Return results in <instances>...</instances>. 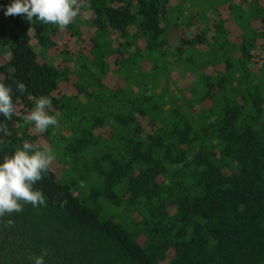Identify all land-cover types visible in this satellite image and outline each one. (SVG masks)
Returning <instances> with one entry per match:
<instances>
[{
    "label": "trees",
    "instance_id": "obj_1",
    "mask_svg": "<svg viewBox=\"0 0 264 264\" xmlns=\"http://www.w3.org/2000/svg\"><path fill=\"white\" fill-rule=\"evenodd\" d=\"M10 3L0 162L43 138L64 167L4 218L0 264H264V0H90L64 30ZM41 96L58 125L36 133Z\"/></svg>",
    "mask_w": 264,
    "mask_h": 264
},
{
    "label": "clouds",
    "instance_id": "obj_2",
    "mask_svg": "<svg viewBox=\"0 0 264 264\" xmlns=\"http://www.w3.org/2000/svg\"><path fill=\"white\" fill-rule=\"evenodd\" d=\"M91 9L90 0H12L5 15L25 16L27 21H39L41 24H52L60 30L66 29L83 12ZM31 29H29V32ZM17 90L26 91L24 83H17ZM53 102L48 96H41L35 100V106L24 117L27 123L34 125L36 133H44L50 127L58 125V117L52 112ZM17 111L13 101L12 88L0 82V134L10 136L11 131L6 121H10ZM56 159L53 148L47 145L25 142L17 148L14 154L5 155L0 162V230L15 227L12 217L21 213L25 204L33 207H46L47 199L42 189L36 187L49 172ZM67 203L61 202V207ZM50 255L47 248L42 249L39 255L28 257L32 264H46Z\"/></svg>",
    "mask_w": 264,
    "mask_h": 264
},
{
    "label": "rangeland",
    "instance_id": "obj_3",
    "mask_svg": "<svg viewBox=\"0 0 264 264\" xmlns=\"http://www.w3.org/2000/svg\"><path fill=\"white\" fill-rule=\"evenodd\" d=\"M92 16H93V14L91 13V12H88V14L87 15H84L83 14V12H82V14L79 16V18H80V20H82L85 24H87V23H89L90 22V18H92ZM34 42V40L32 41V43ZM60 43H62L61 41H60ZM178 81H179V84L180 83H184V82H186V81H183V80H181V79H178ZM41 144L42 145H47V146H49V147H51V148H53V149H56V147L55 146H52V141H48V140H45V139H41ZM52 166L55 168V170H57V172H59V174L61 173V170H63L62 169V167H64L63 165H61L60 163H59V161H58V157L56 156V159H55V161L53 162V164H52ZM160 264H167V263H160Z\"/></svg>",
    "mask_w": 264,
    "mask_h": 264
}]
</instances>
